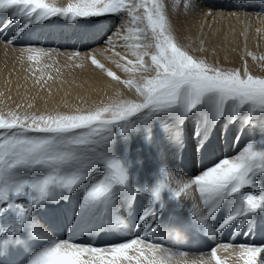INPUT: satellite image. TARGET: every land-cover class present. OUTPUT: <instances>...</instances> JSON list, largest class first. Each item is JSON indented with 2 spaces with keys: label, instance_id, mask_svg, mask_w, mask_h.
Here are the masks:
<instances>
[{
  "label": "snow or ice",
  "instance_id": "6c2138e0",
  "mask_svg": "<svg viewBox=\"0 0 264 264\" xmlns=\"http://www.w3.org/2000/svg\"><path fill=\"white\" fill-rule=\"evenodd\" d=\"M198 7L199 0H0V45L19 50L41 87L47 81L30 62L49 51L25 41L34 28L53 19L78 26L115 18L98 38L124 78L95 55L86 58L127 90L89 108L0 110V257L16 255V264H225L223 250L236 264H264V243L237 239L264 227V141L209 159L221 124L264 136V75L247 61L232 68L209 61L203 47L194 54L172 17ZM186 140L208 160L193 175L166 159ZM73 198L66 224L45 215ZM162 239L210 243L189 259Z\"/></svg>",
  "mask_w": 264,
  "mask_h": 264
},
{
  "label": "bare ground",
  "instance_id": "6f19581e",
  "mask_svg": "<svg viewBox=\"0 0 264 264\" xmlns=\"http://www.w3.org/2000/svg\"><path fill=\"white\" fill-rule=\"evenodd\" d=\"M50 2L66 5L67 0H50ZM249 6L264 9L260 5V0H243V3L241 0H199L196 11L190 15H173L172 24L181 40L186 44H192L194 54H198L195 53L196 48L203 47L207 51L209 61L216 60L227 68L240 67L247 61L253 74L264 75V59L254 60L248 55L251 53L257 58H264V10L250 9ZM3 19L4 17L0 16V21ZM53 20L48 22L46 28L41 26L42 30H39L42 34L35 35L34 32L38 30L36 27L25 38L26 42L27 39H31L32 42H38L39 46L47 40H52L49 44L51 45V50H48L49 55L30 62L36 69L35 76H43L47 81L42 87L34 85V77L29 73L28 64H22L19 61V50L0 45V110L7 111L9 108H15L17 104L25 105L21 111L39 112L64 111L76 107L89 108L101 101L116 99L119 92H127L122 85L111 81L95 69L91 65L90 58H86L95 55L107 67H111L124 78L125 74L108 61L109 57L112 59L117 57L98 38L102 28L106 30L118 23L115 18H111V24L102 25L99 21H85L78 26L62 20ZM79 45H82L81 55L74 57L73 53L78 51ZM89 47L92 50L90 53ZM117 50L122 55L125 54L124 49ZM128 58L135 59L130 55ZM135 75L139 76V73ZM29 102L35 105L34 109L26 108ZM235 126L238 124H221L214 130L212 155L209 159L218 155H229L230 152L247 143L232 144L229 147L238 132L248 137L253 133L250 129H241L240 125L238 129ZM229 138L230 141L227 140ZM262 138L264 141V136ZM224 142H226L225 145H222ZM166 159L189 175L200 171L202 164L208 162L207 159L202 158L201 154L194 151L193 142L190 140L185 141L183 149L170 148ZM258 182L264 185V178H258ZM76 205V198H73L69 204L51 205L45 211V215L58 218L66 224ZM227 211V208L222 210L217 220H222ZM230 235L231 232L226 231L223 238L231 240ZM237 239L240 242L262 243L264 227L253 231L251 235H241ZM94 242L103 243L104 241ZM161 242L178 251H188L189 259L207 250L203 239L181 241L162 239ZM219 255L225 264H236L235 257H230L228 252L221 250ZM18 259L16 255L0 257V264H16Z\"/></svg>",
  "mask_w": 264,
  "mask_h": 264
},
{
  "label": "rangeland",
  "instance_id": "374dc122",
  "mask_svg": "<svg viewBox=\"0 0 264 264\" xmlns=\"http://www.w3.org/2000/svg\"><path fill=\"white\" fill-rule=\"evenodd\" d=\"M249 8L250 9H254V10H264V9H259L258 7H253V6H249ZM249 13V12H248ZM45 27V26H44ZM43 27V29H45ZM47 27H49V26H47ZM37 28H38V30L35 32V35H37V34H42L41 33V30H42V27L41 26H37ZM39 29H41V30H39ZM36 38V37H35ZM51 46V45H50ZM50 46H49V44L47 45V46H44V48H46L47 50H51V48H50ZM43 47V46H42ZM82 50V48H78V51L80 52ZM236 127V129H238L239 128V124H238V126H235ZM247 135H242V142L241 143H244V142H249V141H255L256 143H260L261 141H263V138H262V136L261 135H259V134H256V133H252L251 134V136L250 137H248ZM250 138V139H249ZM228 141H230V138L229 139H227ZM226 140V141H227ZM227 141V142H228ZM225 143L226 142H224L222 145H225ZM236 152V149L234 150V151H232V152H230V154H233V153H235ZM251 190V189H250ZM254 191V190H253ZM203 241L206 243L205 245L207 246L206 247V249L208 248V245H209V243L210 242H206V240L205 239H203ZM262 243H264V240L262 241ZM202 249H204L205 247H201Z\"/></svg>",
  "mask_w": 264,
  "mask_h": 264
}]
</instances>
